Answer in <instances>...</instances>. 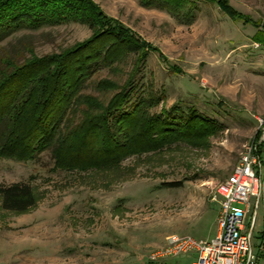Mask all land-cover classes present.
<instances>
[{
	"label": "rangeland",
	"instance_id": "obj_1",
	"mask_svg": "<svg viewBox=\"0 0 264 264\" xmlns=\"http://www.w3.org/2000/svg\"><path fill=\"white\" fill-rule=\"evenodd\" d=\"M93 1L162 55L148 54L134 79L133 98L158 96L153 114L195 108L218 131L200 144L130 157L110 172L61 171L50 152L28 162L0 159V187L28 184L40 198L24 215L3 210L0 201V264H192L195 254L162 263L148 257L171 235L212 240L220 209L217 186L249 145L264 141V0H229L237 18L197 1L192 25L138 0ZM90 36L88 27L74 23L25 29L0 43V57L23 62L31 52L60 53ZM133 61L96 72L84 95L107 103L117 91L99 84L123 86ZM71 110L68 124L85 118L86 106ZM260 158V198L252 204L256 244L264 239V148ZM258 264H264V251Z\"/></svg>",
	"mask_w": 264,
	"mask_h": 264
},
{
	"label": "trees",
	"instance_id": "obj_2",
	"mask_svg": "<svg viewBox=\"0 0 264 264\" xmlns=\"http://www.w3.org/2000/svg\"><path fill=\"white\" fill-rule=\"evenodd\" d=\"M138 1L142 7L166 11L181 25H192L200 0ZM204 1L232 18L240 16L229 0ZM71 23L88 27L91 36L60 53L38 57L31 52L23 62L0 57V159L28 162L50 152L58 170L110 172L130 157L173 144H200L217 133L216 122L195 108L185 112L174 106L153 114L158 96L145 92L133 98L142 63L150 52H159L93 0H0V43L21 30ZM128 58H133L134 69L123 86L99 84L102 90L117 91L107 103L84 95L96 72L117 71ZM79 105L86 106L85 118L68 124L69 112ZM256 146L259 176L264 141ZM39 200L31 185L0 187L1 208L7 212L27 214Z\"/></svg>",
	"mask_w": 264,
	"mask_h": 264
},
{
	"label": "built area",
	"instance_id": "obj_3",
	"mask_svg": "<svg viewBox=\"0 0 264 264\" xmlns=\"http://www.w3.org/2000/svg\"><path fill=\"white\" fill-rule=\"evenodd\" d=\"M256 151V145H249L232 174L217 186L220 209L216 236L204 241L171 235L164 247L151 251L148 257L151 263L195 254L192 264H258L264 239L256 244L254 237L256 211L252 210V204L260 198L257 174L260 159Z\"/></svg>",
	"mask_w": 264,
	"mask_h": 264
},
{
	"label": "crops",
	"instance_id": "obj_4",
	"mask_svg": "<svg viewBox=\"0 0 264 264\" xmlns=\"http://www.w3.org/2000/svg\"><path fill=\"white\" fill-rule=\"evenodd\" d=\"M207 241H209V240H207Z\"/></svg>",
	"mask_w": 264,
	"mask_h": 264
}]
</instances>
